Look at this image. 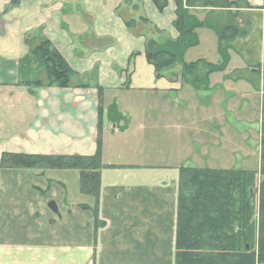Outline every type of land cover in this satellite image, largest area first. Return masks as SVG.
<instances>
[{"label":"crops","instance_id":"1","mask_svg":"<svg viewBox=\"0 0 264 264\" xmlns=\"http://www.w3.org/2000/svg\"><path fill=\"white\" fill-rule=\"evenodd\" d=\"M247 1L264 15V0ZM11 2L0 0V165L4 154L93 156L101 134L104 168L96 216L95 198L83 194L80 185L66 183L65 177L54 181L48 179L51 170L0 167V264H152L145 253L147 234L177 231L181 168L178 163L171 168L146 164L141 169L122 159L121 152L116 160L108 148L122 129L108 114L114 105L122 117L138 120L137 111L151 107L145 105L146 98L155 96L179 104L172 108L161 104L162 116L180 110L189 85L180 77L157 79L144 55L147 36L130 31L123 19L146 18L162 34L155 39L176 40L175 3L170 1L160 13L151 0H22L15 8ZM208 12L192 14L203 21ZM41 29L79 76L80 83L76 79L74 87L41 88L30 94L19 84L18 63L29 53L25 37ZM196 33L200 45L206 35L217 49L213 31ZM237 59L241 58L231 52L230 64ZM78 84L87 87H75ZM199 109L196 100L183 110L191 128L211 129L209 114V125L203 124ZM191 112L194 117H188ZM167 122L159 120L160 125L166 124L162 128L173 127V121ZM143 123L146 128L145 119ZM177 126L185 132L187 124L181 120ZM197 154V165L189 167L212 170L211 148L197 143ZM151 169L160 171L155 176ZM125 179V185H120ZM144 188L153 189V194H144ZM52 203L57 212L50 209Z\"/></svg>","mask_w":264,"mask_h":264},{"label":"trees","instance_id":"2","mask_svg":"<svg viewBox=\"0 0 264 264\" xmlns=\"http://www.w3.org/2000/svg\"><path fill=\"white\" fill-rule=\"evenodd\" d=\"M151 1L160 13L168 8L170 1L176 6L173 27L178 38L146 41L145 57L154 68L157 79L169 76L176 80L180 77L185 84L200 91L207 90L209 76L224 73L231 62L230 54L234 52L244 61L245 68L235 70L228 80L245 81L256 91H261L263 31L260 25L264 15L256 12L261 8L252 7L247 0H236L234 4L228 0ZM21 2L12 0L10 7H18ZM194 10L209 12L200 21L192 14ZM123 19L126 27L138 36H147V27H150V34H161L146 18ZM199 29H208L216 34L220 64L213 65L205 60L185 63L187 51L199 45L196 33ZM36 34L38 32L25 37L29 53L18 63L19 84L26 87L30 94L40 88L74 87V78L78 75L50 40ZM99 98H102L101 88ZM99 114L101 118V107ZM109 115L113 124L122 121L114 105L109 108ZM99 130L101 132V123ZM261 130V171L192 167L180 170L175 264H264V113ZM100 136L93 156L4 154L0 167L35 169L42 173L49 170L78 171L81 192L95 198L94 212L98 216L104 168ZM258 174L263 180L257 185Z\"/></svg>","mask_w":264,"mask_h":264},{"label":"rangeland","instance_id":"3","mask_svg":"<svg viewBox=\"0 0 264 264\" xmlns=\"http://www.w3.org/2000/svg\"><path fill=\"white\" fill-rule=\"evenodd\" d=\"M86 20L89 19L86 17ZM260 28L263 31L260 56L262 64V89L260 92L253 89L245 81L234 82L228 80L230 72L245 68V63L241 59H237L234 63L229 64L224 74L215 73L209 76V88L207 90L200 91L190 85L186 87L184 90L186 98L185 100H181L180 110L178 112L175 109L169 111L168 118L166 115L162 116L161 104L164 103L171 108L172 106H179V104L172 101V99L169 102L166 97H164V100H161L160 97L156 96L149 99L146 98V101H144L145 105L151 107L143 111L138 110V120L137 118L135 120L131 116L124 118L120 115L122 121H117L116 125L122 129V132L118 133L116 139L109 144L108 154L111 153L118 160L117 153L121 152L122 159L138 164L141 169H145L143 166L146 164L154 165L152 168H171L178 163V168L182 169L183 167L197 165L196 161L199 159L197 156V143H200L203 147L208 146L212 150L210 161H212L213 170L242 169L249 172L261 171V129L264 113V20ZM147 31V39L161 36L157 33L155 35L150 34V27H147ZM36 32L48 39L44 35L43 29ZM201 39L203 40L202 45L199 44L200 47L192 48L189 51L187 55L188 61L186 62L184 59L185 63L189 64L188 62L191 63L204 59L205 61L212 60L211 64L213 65L220 64L221 59L218 47L214 50L212 39L206 35H203ZM135 56H138V54ZM239 61L241 64L238 63ZM177 70L179 68L175 69V72ZM227 72L228 74H226ZM36 76L34 78H37ZM76 79L80 83L79 76L75 77L74 81ZM226 81L234 83V87L226 83ZM196 100L201 107V109L197 110L199 112V120L203 124L209 125V114L212 121L211 129L208 127L200 128L202 134L206 136H203L198 129L191 128L193 124L189 122L190 119L186 117V112L183 111L187 105L196 103ZM194 115L195 112H191L188 114V117H194ZM113 118H115L114 115ZM161 118L168 120L167 125L173 121V127L162 128L166 124H159V120H162ZM144 119L146 120V128L143 123ZM181 120L187 124L185 132L178 130L177 125ZM142 127H144V131ZM151 170L155 176L160 171L159 169ZM78 174V171L51 170L48 179L59 181L65 177L64 181L66 183L78 186L80 185ZM131 177L136 178L134 175ZM262 180L263 177L258 174L256 184L258 185ZM126 182L127 179L121 181L120 185L123 186ZM53 184L55 186L60 185L58 182H53ZM145 192L153 194L154 191L153 189L144 188V194ZM175 236L176 234H147V251L145 253L152 264H175Z\"/></svg>","mask_w":264,"mask_h":264},{"label":"water","instance_id":"4","mask_svg":"<svg viewBox=\"0 0 264 264\" xmlns=\"http://www.w3.org/2000/svg\"><path fill=\"white\" fill-rule=\"evenodd\" d=\"M233 4H234V2H233ZM50 209L54 212H57V207L54 203L50 204Z\"/></svg>","mask_w":264,"mask_h":264}]
</instances>
